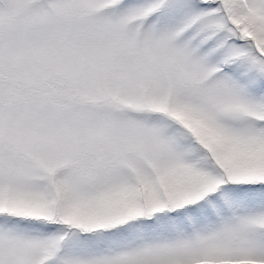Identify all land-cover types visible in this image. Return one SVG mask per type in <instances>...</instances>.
Segmentation results:
<instances>
[{
	"label": "snow or ice",
	"instance_id": "6c2138e0",
	"mask_svg": "<svg viewBox=\"0 0 264 264\" xmlns=\"http://www.w3.org/2000/svg\"><path fill=\"white\" fill-rule=\"evenodd\" d=\"M0 264H264V0H0Z\"/></svg>",
	"mask_w": 264,
	"mask_h": 264
}]
</instances>
